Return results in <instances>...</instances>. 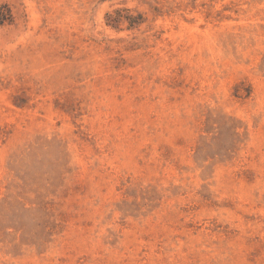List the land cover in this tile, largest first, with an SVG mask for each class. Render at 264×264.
<instances>
[{
    "label": "rangeland",
    "instance_id": "obj_1",
    "mask_svg": "<svg viewBox=\"0 0 264 264\" xmlns=\"http://www.w3.org/2000/svg\"><path fill=\"white\" fill-rule=\"evenodd\" d=\"M0 264H264V0H0Z\"/></svg>",
    "mask_w": 264,
    "mask_h": 264
},
{
    "label": "trees",
    "instance_id": "obj_2",
    "mask_svg": "<svg viewBox=\"0 0 264 264\" xmlns=\"http://www.w3.org/2000/svg\"><path fill=\"white\" fill-rule=\"evenodd\" d=\"M9 10L5 6L0 7V25L10 20Z\"/></svg>",
    "mask_w": 264,
    "mask_h": 264
}]
</instances>
